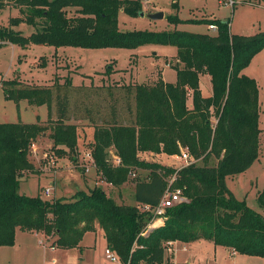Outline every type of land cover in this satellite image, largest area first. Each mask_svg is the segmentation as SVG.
Masks as SVG:
<instances>
[{
    "label": "trees",
    "instance_id": "obj_1",
    "mask_svg": "<svg viewBox=\"0 0 264 264\" xmlns=\"http://www.w3.org/2000/svg\"><path fill=\"white\" fill-rule=\"evenodd\" d=\"M9 0H0L4 8ZM21 16L0 26V47L12 43L21 47L49 45L82 48H129L144 45L177 47L174 83L159 78L153 84L129 85L136 110L130 122L113 120L94 125L93 158L105 181L122 185L133 168L147 167V178L136 176L137 204L117 203L96 186L71 198L48 200L42 194L20 193L17 171L34 167L29 160L33 142L46 131L37 122L0 123V246L15 243L16 229L44 232L53 236L52 247L78 246L84 235L103 230L107 249L123 264H167V242L185 243L205 239L234 252L264 258V215L246 199H238L227 178L247 171L259 157L261 128L259 88L256 80L243 73L253 57L264 49V30L255 34H234L230 21L211 18L168 17L170 23L217 25V33L187 30L122 31L120 11L140 15L141 0H17ZM230 1V0H229ZM233 1L235 6L236 1ZM178 6V0H173ZM74 8V14L69 15ZM25 23L35 28L30 35L15 30ZM45 60V57H41ZM47 59L39 67L44 68ZM211 76L212 94H202L200 78ZM73 85L72 78L66 81ZM7 99L19 106L51 105L50 88L23 87L17 78L3 80ZM192 96L193 105L187 100ZM58 119L52 138L70 151L77 148V128L67 123L69 97L57 94ZM215 117V120H212ZM92 123L94 120L88 117ZM50 120V119H49ZM114 146L121 159L112 165L108 149ZM186 148L195 161L180 168L142 162L138 152L180 155ZM211 156L216 165H209ZM202 158L205 164L197 161ZM197 160V161H196ZM170 178H173L170 184ZM179 188L184 200L170 207L162 224L148 229L154 215L139 205H158L168 190ZM264 210V189L258 193Z\"/></svg>",
    "mask_w": 264,
    "mask_h": 264
},
{
    "label": "rangeland",
    "instance_id": "obj_2",
    "mask_svg": "<svg viewBox=\"0 0 264 264\" xmlns=\"http://www.w3.org/2000/svg\"><path fill=\"white\" fill-rule=\"evenodd\" d=\"M235 1L234 6L229 0H178V6H174L173 0H141L145 16H133L120 11L118 25L122 31L180 29L217 33L207 24L170 23L168 17L178 14L183 19L229 20L231 32L234 34L250 35L263 31L264 0ZM70 10L69 15H73L74 8ZM157 11L164 12L163 19L153 20L148 17V14ZM18 16H21L18 1L9 0L4 8H0V26L9 25L10 19ZM15 30L27 36L35 28L21 23L15 26ZM176 54L177 47L173 45H144L129 49L54 47L39 44L24 48L6 43L0 47V123L20 120L33 123L41 115L45 117H40V121L47 127L30 147L29 160L34 167L16 173L20 181V193L29 196L41 193L42 198L53 200L71 198L80 191H89L99 186L117 203L137 204L134 180L136 176L147 178L149 170L143 166L133 168L122 185L105 181L95 159L89 156L95 147L94 125L111 122L113 115H117L119 123L130 122L132 112L136 110V102L127 87L138 83L153 84L163 76L167 82H175L176 71L169 62H176ZM41 57H45V60ZM46 59L49 66L45 70H39L37 67ZM243 73L254 78L259 88V157L247 171L229 176L227 185L238 199H246L249 206L264 215V210L258 204V193L264 189V49L253 57ZM17 77L23 87L51 89V105H44L48 110L47 116L44 107H32L26 100H21L18 106L14 100L6 98L3 80ZM70 78H73L74 85L66 82ZM59 92L62 95L66 93L70 101L69 119L66 122L75 124L77 128L78 144L73 152L64 145H57L52 138L54 123L58 119L56 97ZM190 96L187 100L188 106H192ZM89 116L94 123L89 120ZM138 157L142 162H155L167 168H180L185 164L182 153L172 156L164 152L140 150ZM108 158L112 165L118 164L114 146L108 149ZM197 163L203 165L205 161L200 158ZM207 163L216 165L217 159L211 156ZM172 180L170 178V184ZM47 187L51 188L50 195L44 193ZM95 231L88 232L78 246L62 248L56 245L52 247V235L47 238L48 235L44 232L17 228L14 245L0 246V264H123L107 258L104 233L101 229ZM174 248V259L171 258L172 251L166 249L169 264H264L263 257L238 252L232 254L235 253L233 249L229 251L225 246L215 248L209 241L194 243L192 246L178 242Z\"/></svg>",
    "mask_w": 264,
    "mask_h": 264
},
{
    "label": "built area",
    "instance_id": "obj_3",
    "mask_svg": "<svg viewBox=\"0 0 264 264\" xmlns=\"http://www.w3.org/2000/svg\"><path fill=\"white\" fill-rule=\"evenodd\" d=\"M230 2L233 3L232 0H230ZM209 27L212 30H217V25L211 24L209 25ZM89 156L93 157V154L90 153ZM182 158L185 161L184 166L195 161V159L191 156V154L188 151L182 152ZM117 163H118L117 165H120L121 163V159L119 156H118ZM44 193L46 195H50L51 188L50 187L45 188ZM183 200H184V197L182 196L181 189L176 188L173 190H168L158 205L151 206V205L146 204V205H139L138 207L142 210L150 211L153 213L154 217L148 225V229H151L155 226L157 221H161L165 219L166 212L170 207L174 206L176 203L181 202ZM172 244H173V241L167 242V248L170 249ZM106 256L108 259H110L113 262H121L119 256L110 249H106Z\"/></svg>",
    "mask_w": 264,
    "mask_h": 264
},
{
    "label": "crops",
    "instance_id": "obj_4",
    "mask_svg": "<svg viewBox=\"0 0 264 264\" xmlns=\"http://www.w3.org/2000/svg\"><path fill=\"white\" fill-rule=\"evenodd\" d=\"M185 25V24H184ZM49 66V64L46 66V67H44V68H40V67H37L39 70L40 69H46L47 67ZM163 75V74H162ZM205 77V78H204ZM204 79V80H203ZM72 80H73V78H72ZM163 80L165 81V82H167L165 79H164V76H163ZM176 80H177V73H176ZM176 80H175V82H176ZM174 83V82H173ZM74 85V84H73ZM200 85H201V90H202V94L204 95V96H210L211 94H212V83H211V76L209 75V74H203L202 76H201V78H200ZM190 99H191V101H192V105H193V99H192V97L190 96ZM27 101V100H26ZM32 107H35V108H42V107H44L46 110V116H47V114H48V110H47V107H45L44 105H40V106H36V105H31ZM189 107H192V106H189ZM43 118V117H45V116H41V115H38V117H37V119H36V122L38 121V118L41 120V118ZM260 120V119H259ZM173 156V155H172ZM51 184H53L52 182H51ZM164 220H161V221H157V223L155 224V226L154 227H156V226H158V225H160V224H162V222H163ZM153 227V228H154ZM96 228H97V230L98 229H101L99 226H98V224H97V226H96ZM97 230L95 231V232H97ZM102 230V229H101ZM103 231V230H102ZM90 232V231H89ZM88 233V232H87ZM86 233V234H87ZM85 234V235H86ZM84 235V236H85ZM203 241H208V240H205V239H201V240H198V241H194V242H189V243H185V242H182V241H173V244H172V246L170 247V251H172L171 253H172V259H174L175 258V256H176V254H175V252H176V250H175V245L178 243V242H182V243H184V244H189V245H193L194 243H198V242H203ZM209 242H211V241H209ZM213 243V242H212ZM214 244V243H213ZM214 246H215V248H218V247H221L220 245H215L214 244ZM106 248H107V244H106ZM229 251H231V249L230 248H228V247H226ZM234 252V251H233ZM232 254H237V252H235V253H232Z\"/></svg>",
    "mask_w": 264,
    "mask_h": 264
},
{
    "label": "water",
    "instance_id": "obj_5",
    "mask_svg": "<svg viewBox=\"0 0 264 264\" xmlns=\"http://www.w3.org/2000/svg\"><path fill=\"white\" fill-rule=\"evenodd\" d=\"M164 12L163 11H157V12H153L148 14V17L153 19V20H157V19H163L164 18ZM140 16L144 17L145 16V12L142 11ZM154 54H156V52H154Z\"/></svg>",
    "mask_w": 264,
    "mask_h": 264
}]
</instances>
